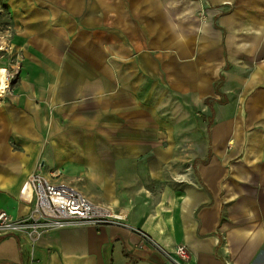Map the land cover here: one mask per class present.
<instances>
[{"label":"crops","instance_id":"obj_1","mask_svg":"<svg viewBox=\"0 0 264 264\" xmlns=\"http://www.w3.org/2000/svg\"><path fill=\"white\" fill-rule=\"evenodd\" d=\"M3 23L0 211L27 217L39 172L124 224L0 233V264H264V0H0Z\"/></svg>","mask_w":264,"mask_h":264},{"label":"built area","instance_id":"obj_2","mask_svg":"<svg viewBox=\"0 0 264 264\" xmlns=\"http://www.w3.org/2000/svg\"><path fill=\"white\" fill-rule=\"evenodd\" d=\"M0 51H12L2 39ZM5 70L8 83L0 98L7 91H11L12 82L20 74L19 67L13 71ZM27 186L26 201L32 203L29 215L22 219H13L6 211H0V233L25 236L35 246L45 234L53 231L124 224V217L113 212L111 208L94 204L72 186L49 179L39 172L29 177ZM153 245L173 264H182L173 255L182 261L190 258L184 245L178 246L173 252L156 243Z\"/></svg>","mask_w":264,"mask_h":264},{"label":"rangeland","instance_id":"obj_3","mask_svg":"<svg viewBox=\"0 0 264 264\" xmlns=\"http://www.w3.org/2000/svg\"><path fill=\"white\" fill-rule=\"evenodd\" d=\"M193 1L197 2L198 0H193ZM195 16L199 17L202 21L207 20L206 10H203V11L200 10V11L196 12ZM79 23H80V25H82V22H79ZM96 26L102 27V24H96ZM0 29H1L0 30V39L5 41V43L12 50V51H10V53H5L3 51H0V58L2 61L5 62L4 65L0 68L4 67L5 69H7L9 71H13L17 67H19V69H20V74L16 77V80L13 81L11 84V89H12L14 82L16 83L20 78L21 71H22V63L24 60V54L22 53V51L17 50L15 45H14L15 30H14L12 24L3 23V26H1ZM1 90H2V86L0 85V93H1Z\"/></svg>","mask_w":264,"mask_h":264},{"label":"bare ground","instance_id":"obj_4","mask_svg":"<svg viewBox=\"0 0 264 264\" xmlns=\"http://www.w3.org/2000/svg\"><path fill=\"white\" fill-rule=\"evenodd\" d=\"M8 75L7 71L4 69H0V85L2 86L1 93L3 92L4 88L7 86L8 83Z\"/></svg>","mask_w":264,"mask_h":264}]
</instances>
